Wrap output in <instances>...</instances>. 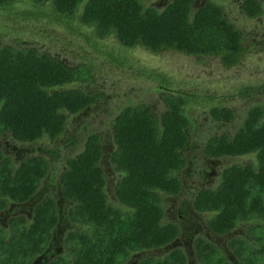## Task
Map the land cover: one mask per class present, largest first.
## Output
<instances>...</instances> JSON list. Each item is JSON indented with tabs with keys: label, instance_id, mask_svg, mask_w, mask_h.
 I'll return each instance as SVG.
<instances>
[{
	"label": "trees",
	"instance_id": "trees-1",
	"mask_svg": "<svg viewBox=\"0 0 264 264\" xmlns=\"http://www.w3.org/2000/svg\"><path fill=\"white\" fill-rule=\"evenodd\" d=\"M239 8L251 19L264 16L263 0H241ZM0 12L20 19L41 14L52 24L65 23L70 32L84 29L98 41L113 39L122 47L142 48L153 56L167 51L200 59L217 56L227 67L238 65L259 45H249L248 37L256 35L233 24L216 0H167L163 7L146 0H0ZM157 75L159 87L170 91V79ZM93 78L86 64L70 67L33 47L2 46L0 134L9 132L23 144L58 141L67 131L68 118L101 97L74 85ZM260 94H264V82L240 87L234 95L255 99L253 104L248 101L242 125L232 135L211 136L204 148L210 158L253 155V159L224 167L219 184L199 187L192 204L197 211L212 213L207 222L217 235L228 234L244 222L249 226L247 234L252 239L237 235L228 243L240 264H264V104L258 101ZM164 100L166 109L161 113L147 105L125 106L112 121V138H107L114 143L113 151H107L102 137L92 133L83 150L67 158L60 185L68 199L67 221L75 226L57 245L64 251L48 264H126L136 253L163 247L180 234L175 222L164 220L161 192L176 195L183 189L181 169L189 161L186 150L191 146L187 109L207 103L212 117L219 120L234 119L235 112L217 104L215 93H199L196 88L166 92ZM104 154L111 156L104 159ZM104 161H110L119 174L114 199L108 194ZM48 169L49 161L43 156L18 164L0 146V216L11 203L32 201ZM35 207L33 221L21 213L10 215L7 226L0 224V264H44L41 259L53 245L59 209L52 196L42 198ZM194 253L200 264H235L204 235L196 237ZM138 264H188V255L178 246L162 257L146 256Z\"/></svg>",
	"mask_w": 264,
	"mask_h": 264
},
{
	"label": "rangeland",
	"instance_id": "rangeland-1",
	"mask_svg": "<svg viewBox=\"0 0 264 264\" xmlns=\"http://www.w3.org/2000/svg\"><path fill=\"white\" fill-rule=\"evenodd\" d=\"M146 1L150 5L163 7L167 0ZM216 1L222 5L227 18L233 24L245 32L256 35L255 39L248 37L249 45L251 42L259 43L256 50L248 52L249 57H244L236 66H225L221 58L217 56L200 59L195 55L188 56L173 51L153 56L142 48L130 50L122 47L119 42H114L113 39L98 41L90 35L91 32H86L84 29L78 33L70 32L69 26L65 23L52 24L41 14L36 19H20L12 14L5 17L0 12V48L4 45L20 46L21 48L33 47L40 53L49 54L65 62L70 67L86 64L92 70L93 80L90 82L78 81L74 85L85 90L86 93L93 95L100 93L101 95L88 110L68 118L67 131L56 142H49L44 139L40 143L23 144L14 140L13 135L9 132L0 134V146L4 148L7 154L14 156L16 163L19 164L27 158H34L38 154L46 156L50 161L49 174L44 180L40 195L32 201L29 200V203L23 206L11 208L10 205L8 207L10 212L9 210L2 212L0 224L7 226L10 215L21 214L22 212L30 214L31 208L36 206L42 198L54 197L49 193L50 190L47 187L53 188L55 186L57 195H59L60 188L57 180L60 172L65 168L68 157L70 158V156H74L83 150L88 135L99 134L107 151H111L113 142L107 138H112L114 134L112 121L125 106L147 105L153 107L155 112L161 113L166 109L164 100L166 92L178 90L188 92L191 88H196L199 93H215L219 98L216 100L217 104L227 105L235 112L234 119L219 120L212 117L210 106L207 103L196 105L192 110L191 106L187 109L190 122L187 129L191 137V146L186 150L189 163L188 169L183 170V189L177 196L169 197L173 198L172 204H169L167 195L162 198V201L163 199L167 201L165 202V209L172 208V211L169 210L168 212H172L175 221L180 217L179 211L183 203L189 201L191 205L193 204L199 187L219 184L220 171L226 165L246 163L253 159L252 155L210 158L204 153V148L211 136L222 132H228L232 135L239 129L247 115L249 102L253 104L255 101V99L254 101L250 100L249 96H237L234 93H238L240 87L259 86L264 82V16L259 19H251L242 14L239 8L241 0ZM34 9L39 10L38 7ZM40 9L45 10L44 7ZM158 73L170 79L171 86L168 87L170 91L167 88L159 87L158 80L154 78L158 76ZM258 101L264 104V94L258 96ZM46 152H49L51 156ZM109 156V154H104V159ZM102 165L106 173L108 194L114 199L113 189L118 174L110 162L104 161ZM201 175H205L206 178H202ZM62 199L64 200L63 197ZM17 205L22 204L17 203ZM35 206L34 211L36 210ZM68 209L69 206L66 203V206L62 207L61 210L64 220L68 219ZM196 213L197 224L201 226H196L191 232L188 239L192 240L189 245H181L183 244L182 238L174 246L169 245L166 248L146 250L135 254L136 257L131 258L127 264H138L139 260L146 256H165L171 249L178 246L185 247L187 250L189 264H200L193 251L195 238L201 235L220 246L228 258L237 262L234 253L228 248V243L231 238L237 235L252 239L247 234L249 226H246L244 222L228 234L216 235L207 222L212 213ZM72 226L75 225L67 221V225L60 227L56 232L57 237L54 239L51 249L41 259L44 260V264H48L53 256L64 251L61 245L59 247L57 245L62 243L64 234Z\"/></svg>",
	"mask_w": 264,
	"mask_h": 264
},
{
	"label": "clouds",
	"instance_id": "clouds-1",
	"mask_svg": "<svg viewBox=\"0 0 264 264\" xmlns=\"http://www.w3.org/2000/svg\"><path fill=\"white\" fill-rule=\"evenodd\" d=\"M95 103V102H94ZM94 103H92L91 105H93ZM90 105V106H91ZM90 106H88L87 108H85L84 110H88L89 109V107ZM84 110H82V111H80V112H83ZM79 112V113H80ZM78 114V113H77ZM77 114H75V115H77ZM61 137V136H60ZM59 137V138H60ZM58 138V139H59ZM44 139H42V140H39V141H36V142H38V143H40L41 141H43ZM114 144V143H113ZM42 147V146H41ZM3 148V147H2ZM4 149V148H3ZM113 150V149H112ZM47 153V152H46ZM47 154H49V152L47 153ZM110 156H111V154H109ZM38 156H43V155H41V154H38L36 157H38ZM49 156H51L50 154H49ZM109 156V157H110ZM207 156V155H206ZM228 156H236V155H228ZM241 156H243V155H241ZM253 156V155H252ZM44 158H46L48 161H49V159L46 157V156H43ZM109 157H107V158H109ZM221 157H225V156H221ZM254 157V156H253ZM103 158H104V155H103ZM106 158V159H107ZM211 158H220V157H211ZM66 162V161H65ZM108 162H110V161H108ZM188 163H189V161H187V165H188ZM231 164H233V163H231ZM187 165L184 167V168H182L181 169V172L183 173V170L184 169H188V167H187ZM228 165H230V164H228ZM227 166V165H226ZM225 166V167H226ZM49 170H50V161H49V169H48V172H47V175L49 174ZM223 170V169H222ZM221 170V171H222ZM115 172H117L116 170H115ZM118 174V173H117ZM46 175V176H47ZM119 175V174H118ZM202 176V178H206V176L205 175H201ZM48 177V176H47ZM47 177H45V178H47ZM45 178L44 179H42L41 180V187L37 190V192L34 194V198L35 197H37V196H39L40 195V193H41V189H42V185H43V183H44V180H45ZM183 179H184V177L182 176V182H183ZM59 180H60V176H59V178H58V180H57V182H58V185H59V188H60V191H59V195H57V190H56V187L55 186H53V188H49V187H47V186H45V187H47L49 190H50V192L49 193H51L53 196H54V198L56 199V201H57V206H58V209H59V216H60V219H59V225H57L58 227H57V229H56V232L60 229V227L61 226H63V224L62 223H64L65 225H67V219H63L62 218V207H64V206H66V203H67V201H68V199L67 198H65L63 195H62V191H61V185H60V182H59ZM205 182L203 181V184H204ZM45 185V184H44ZM167 195V197H170V196H175V195H169V194H167L166 192H161V201H162V198L164 197V196H166ZM177 195V194H176ZM62 197L64 198V200L62 199ZM33 198V199H34ZM32 199V200H33ZM165 202H167V201H165L164 199H163V201H162V206H163V208H164V210H165V212H164V220L165 221H167V220H171V219H169L168 217H169V215L167 214V210L165 209L166 207H164L165 206ZM25 204H27V203H25ZM25 204H22V205H17V203H11V208L12 207H18V206H23V205H25ZM164 204V205H163ZM35 206V205H34ZM34 206L31 208L32 210H33V208H34ZM193 206V205H192ZM192 209H193V212L197 215V213L196 212H200V211H197L194 207H192ZM7 210H9V209H6V211ZM32 210H31V213L29 214V213H25L26 214V216H27V218H28V220L29 221H31L32 219H33V214H32ZM5 211V212H6ZM9 212H10V210H9ZM202 212V211H201ZM23 213V212H22ZM168 216V217H167ZM180 227V226H179ZM182 228L180 227V234L179 235H177V237L178 236H180L181 235V233H182V230H181ZM194 231V230H193ZM186 232V230L184 231V233ZM213 233H214V231H213ZM216 234V233H215ZM217 235V234H216ZM55 237V239H56V237H57V235H54ZM176 237V238H177ZM176 238L171 242V244L172 243H174L175 241H176ZM180 239L181 238H183L182 237V235L179 237ZM196 239V238H195ZM179 242V241H178ZM195 243V242H194ZM170 243L169 244H167V245H164L163 247H159V248H155V249H160V248H166V247H168L169 245H171ZM176 244H178V243H176ZM176 244H172L173 246L174 245H176ZM181 245H184V244H181ZM185 246V245H184ZM184 249H185V247H183ZM150 250H153V249H150ZM186 250V249H185ZM146 251V250H145ZM142 252V251H141ZM144 252V251H143ZM186 252H187V250H186ZM194 252V251H193ZM138 253H140V252H138ZM138 253H136V254H138ZM195 254V253H194ZM187 255H188V264H189V254H188V252H187ZM133 257H136V255H134ZM132 257V258H133ZM237 262L235 261V264H236ZM127 264V263H126Z\"/></svg>",
	"mask_w": 264,
	"mask_h": 264
},
{
	"label": "flooded vegetation",
	"instance_id": "flooded-vegetation-1",
	"mask_svg": "<svg viewBox=\"0 0 264 264\" xmlns=\"http://www.w3.org/2000/svg\"><path fill=\"white\" fill-rule=\"evenodd\" d=\"M177 195H175V196H177ZM167 199H168L169 204L170 203L172 204L173 198L167 197ZM181 207L182 208L179 211L180 217H179L178 220L175 221L174 220L175 216L172 214V212L171 213L168 212L169 210L172 211V208L169 209V210H167V214L169 215V217L171 218V220L173 222L175 221V224L177 226H180L182 228L181 229L182 230L181 235L183 237V244L189 245V242H191V240H192V239H188V238H190L191 232L196 228V226H201V225L200 224H197L198 223V221H197V215L193 212L192 205L190 204L189 201L183 203L181 205ZM185 230H186V232L184 233ZM180 236H178L176 238V241L174 243H172V244L178 243V241L180 239L179 238ZM153 250H156V249H153Z\"/></svg>",
	"mask_w": 264,
	"mask_h": 264
}]
</instances>
